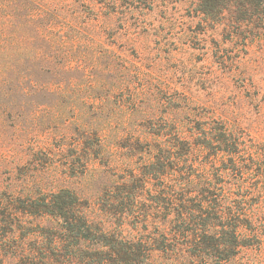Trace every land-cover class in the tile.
Instances as JSON below:
<instances>
[{
  "label": "rangeland",
  "instance_id": "1",
  "mask_svg": "<svg viewBox=\"0 0 264 264\" xmlns=\"http://www.w3.org/2000/svg\"><path fill=\"white\" fill-rule=\"evenodd\" d=\"M35 1L64 42L57 53L43 42L27 80L15 70L0 82V264H48L57 220L14 206L65 188L104 230L163 240L167 252L142 264H264V5ZM178 138L185 150L173 148ZM157 147L183 154L176 168L243 208L253 227L239 228L248 245L236 255L224 259L221 229L201 253L194 238L163 237L172 224L154 207L169 178L137 181L139 206L124 221L109 212L107 194L137 180Z\"/></svg>",
  "mask_w": 264,
  "mask_h": 264
},
{
  "label": "trees",
  "instance_id": "2",
  "mask_svg": "<svg viewBox=\"0 0 264 264\" xmlns=\"http://www.w3.org/2000/svg\"><path fill=\"white\" fill-rule=\"evenodd\" d=\"M222 1L227 6L264 5V0ZM35 4V0H0V82L13 80L15 70H22L20 78L27 80L30 77L27 69L33 58L41 61L43 42L54 49L55 53L64 42V38L59 41L57 39L61 30L56 29L51 22L46 25L43 23L49 12ZM34 38L38 43L36 55L30 54L34 48ZM174 147L185 150L187 145L178 138ZM157 149L153 160L145 165L141 176L136 177L137 180L132 176V182L123 181L113 189V193L107 194L109 212L124 221L128 215H134L139 206L137 181L148 183L150 179L169 178L170 186L158 190L160 197L156 201L158 205L154 207L160 212L165 208L166 222L172 224L169 225L170 230L162 234L164 238H169L168 235L186 240L194 238V242L189 241L188 245L197 247L201 253L204 251L203 246H206L202 239L207 236L216 238L215 235L221 229V240H218L228 254L224 259L236 255L241 246L248 245L238 231L241 227H253L243 208H236L226 202L228 197L224 193L221 199V188L213 184L210 178L201 182L176 168L181 163H187L183 154L177 156L175 149ZM125 193L130 196L129 206L125 204ZM27 199L20 206H14L18 213L52 217L59 225L47 243L51 253L48 264H142L152 251L167 252L163 240L156 239L155 246L149 247L148 242L142 239H128L121 233L104 230L88 218L85 213L87 203L70 189L40 193ZM195 200L197 204H194ZM63 250L65 253L60 254Z\"/></svg>",
  "mask_w": 264,
  "mask_h": 264
}]
</instances>
